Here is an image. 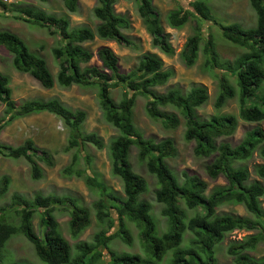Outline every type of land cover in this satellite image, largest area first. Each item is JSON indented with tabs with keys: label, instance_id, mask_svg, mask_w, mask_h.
<instances>
[{
	"label": "trees",
	"instance_id": "16d2710c",
	"mask_svg": "<svg viewBox=\"0 0 264 264\" xmlns=\"http://www.w3.org/2000/svg\"><path fill=\"white\" fill-rule=\"evenodd\" d=\"M62 1L69 13L77 12V0ZM118 1L96 0L93 17L99 24L95 30L88 27L71 29L66 17L56 18L33 8H19L0 1V7L5 12L13 13V19L45 29L50 36L59 38L58 47L52 49L58 67L54 79L42 57L30 52L16 35L0 31V48L13 56V69L31 76L45 90L52 89L55 84L61 88L77 86L94 89L103 120L118 133L105 145L96 133L82 132L87 117L85 112L71 111L57 99L15 103L9 88L10 79L0 73V104L4 108L0 131L17 119L44 112L61 120L69 130V146L65 151L76 150L70 164L62 169V175L83 180L90 191L98 194V200L92 206L95 220L100 226L91 242H79L73 252L53 213L61 209L68 214L69 233L76 240L91 224L87 208L70 197L38 194L33 199H27L13 194L9 209L18 220H13L6 208H0V264H27L8 261L6 256V244L18 235L33 246L41 264H163L168 254L170 256L165 264H218L217 248L226 235L235 231L251 234L227 246L226 254L232 263L264 264V258L249 255L264 242V211L261 204L264 186L259 181H251V174L243 165L255 153L264 160V131L258 127L247 131L236 146L219 141L233 135L238 124L235 116L220 113L225 104L236 96L228 77L234 78L237 87L239 119L246 123L264 121V95H257L264 85V0H247L256 17L255 26L250 28L238 23H219L206 0H190L191 10L178 7L165 17L168 28L174 30L194 21L193 35L187 39L180 59L187 68H191L202 51L204 70L217 80L215 113L207 120L197 116V110L208 100L205 87L197 86L187 92L172 88L163 95L154 91L174 77V71L164 69L163 61L155 54L143 55L136 70L128 74L120 72L118 58L106 47H101L96 53L100 67L89 64L93 54L83 44L93 41L95 37L126 47L132 45L122 34L130 27L128 20L115 12ZM121 1L135 5L151 39V47L164 56H172L174 51L170 35L165 32L152 0ZM201 22L218 26L222 38L242 48L243 54L232 62L222 60L214 37L210 33L203 36ZM117 87H122L123 93L120 102L115 104L111 91ZM138 96L146 100V116L161 123L166 130L177 129L180 117L184 120V139L194 142V156L211 160L204 167L206 176L212 181L221 178L225 185L215 186L207 192L208 185L198 176L183 173L180 179L170 169L166 160L176 156L173 141L146 139L134 124L133 105ZM86 146L98 151L107 150L110 173L121 184V197L96 176L91 159L84 151ZM132 149L136 150L138 164L144 166L155 179L154 199L161 207V217L165 219V230L161 234L151 204L141 198L149 188L146 180L133 170L130 162ZM0 155L25 160L34 181L40 180L43 175L39 162L53 166L49 152L37 148L32 140H26L16 148L0 146ZM80 159H84V168H79ZM253 174L264 180V164L254 165ZM9 183L8 177L1 178L0 198L7 193ZM229 205L242 206L249 217L217 213L218 209ZM190 212L192 215H189ZM35 217L44 228L42 238L35 232ZM128 224L134 225L138 232L141 254L118 253L110 247L116 239L132 247Z\"/></svg>",
	"mask_w": 264,
	"mask_h": 264
},
{
	"label": "rangeland",
	"instance_id": "374dc122",
	"mask_svg": "<svg viewBox=\"0 0 264 264\" xmlns=\"http://www.w3.org/2000/svg\"><path fill=\"white\" fill-rule=\"evenodd\" d=\"M152 3L160 14L165 32L170 35V43L174 51L172 56H164L151 47V39L142 25L135 5L119 0L114 7L115 12L128 20L130 27L128 30H123L122 34L132 42V45L126 47L114 41H103L95 37L93 41L83 44V47L93 54L89 64L100 67L101 64L97 60L96 53L101 47H106L118 58L120 72L128 74L136 70L143 55L155 54L163 61L164 69L174 71V77L166 85L155 88L154 91L159 95H163L172 88L187 92L197 86L205 87L208 100L205 105L197 110V116L201 120H207L215 113L214 103L218 95L217 80L204 70L205 58L202 51L198 55L196 64L191 68H187L180 59V53L187 39L193 35L194 21L191 20L179 30L168 28L165 22L166 15L178 7L191 10L189 6L190 0H152ZM206 3L211 9L213 17L219 23L224 25L238 23L244 28L255 26L256 17L247 0H206ZM14 5L19 8H33L56 18L66 17L70 21L71 29L88 27L95 30V27L99 24L93 17V9L97 5L96 0H77V12L73 14L67 11L62 0H46L45 2L40 0H18ZM201 28L204 37L209 33L214 37L217 52L222 60L232 62L243 54L244 50L242 48L234 46L222 38L218 26L208 22H201ZM0 31L16 35L28 47L30 52L42 57L55 79L58 67L57 61L52 54V49L58 47V37L50 36L45 29L13 19V13L5 12L2 7H0ZM12 57L5 49L0 48V73L10 79L9 88L12 92V100L15 103L19 104L26 100L47 101L57 99L71 111L79 110L86 113L87 117L82 126V132L96 133L104 141L105 145H108L113 138L117 137L116 129L103 120L99 109L98 97L94 89H82L77 86L61 88L55 84L52 89L45 90L31 76L15 71L12 67ZM215 74H217L216 71ZM228 78L236 92V96L225 104L220 113L235 116L238 119V124L233 135L221 138L219 141L236 146L241 142L247 131L255 127L264 131V121L261 123H246L239 119L237 87L234 78ZM122 93V87H117L111 91V97L115 104L120 102ZM257 95H264V85ZM145 106L146 100L140 96L136 97L133 105L134 124L146 139H152L156 142L163 139H171L173 141L176 156L167 159L166 163L180 179L183 173L196 175L208 185L207 192L215 186L225 185V181L221 178L212 181L206 176L204 167L211 160L199 159L194 156L195 144L194 142L185 141V125L181 117L179 118L180 126L177 129L166 130L161 123L153 121L146 116ZM3 109L0 104V118L2 117ZM167 112L171 111L167 110ZM26 140H32L37 148L48 151L51 155L53 166L48 167L44 163L39 162L43 175L40 180L34 181L31 179L30 166L25 160H13L0 155V180L4 176L10 179L7 193L0 198V208H6L10 213V217L17 221L18 219L9 209L13 194L24 196L27 199H33L38 194L77 199L79 205L87 208L91 215L90 226L78 239H72L69 233V216L66 212L59 209L53 215L59 224L63 237L72 250L79 242H91L93 236L100 230V226L95 220L92 206L97 202L98 194L90 191L83 180L62 175V169L70 164L72 155L76 151L75 148H72L69 152L65 151L69 146V130L57 117L44 112L17 119L0 131V146L16 148L21 146ZM84 151L91 159V167L95 171L96 176L102 180L109 190L121 197V184L110 173V161L107 150L98 151L91 146H86ZM130 162L135 173L144 178L148 184L149 191L141 198L151 204L152 213L158 223L161 234L165 230V219L161 217V207L156 204L154 199L155 179L147 173L144 166L138 164L135 149L131 151ZM261 164H264V160L255 153L252 159L243 165L248 168L251 174L250 180L259 181L264 186V180L258 179L253 174V166ZM84 166V159H80L79 168H84ZM261 204L264 211V197L261 199ZM217 213L249 217L242 206H224L218 209ZM189 215H192V213L190 212ZM33 226L35 232L42 238L44 228L39 225L37 217L33 220ZM127 227L132 236V247H128L116 239L110 244L111 249L118 253L141 254L136 228L132 224H128ZM250 234L243 231H235L226 235L216 251L218 264H233L232 259L226 254L227 246L230 242L240 241ZM188 236H185V238L187 239ZM5 249L8 261L41 264L36 258L33 246L20 235L10 239ZM103 254L106 258V253L104 252ZM249 255L257 259L264 258V242L259 244L256 251L251 252ZM169 256L170 254L165 257L163 264H165Z\"/></svg>",
	"mask_w": 264,
	"mask_h": 264
},
{
	"label": "built area",
	"instance_id": "2783aa9c",
	"mask_svg": "<svg viewBox=\"0 0 264 264\" xmlns=\"http://www.w3.org/2000/svg\"><path fill=\"white\" fill-rule=\"evenodd\" d=\"M1 2L5 4H15L18 0H0Z\"/></svg>",
	"mask_w": 264,
	"mask_h": 264
}]
</instances>
